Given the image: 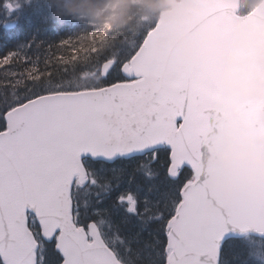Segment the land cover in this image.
I'll list each match as a JSON object with an SVG mask.
<instances>
[{
	"label": "snow or ice",
	"instance_id": "snow-or-ice-1",
	"mask_svg": "<svg viewBox=\"0 0 264 264\" xmlns=\"http://www.w3.org/2000/svg\"><path fill=\"white\" fill-rule=\"evenodd\" d=\"M226 11L227 0L207 9ZM22 23H0V41ZM162 27L93 48L79 78L67 39L0 58V264H264V188L220 201L206 163L228 110L264 140L262 106L219 96L211 45L184 62Z\"/></svg>",
	"mask_w": 264,
	"mask_h": 264
},
{
	"label": "water",
	"instance_id": "water-1",
	"mask_svg": "<svg viewBox=\"0 0 264 264\" xmlns=\"http://www.w3.org/2000/svg\"><path fill=\"white\" fill-rule=\"evenodd\" d=\"M213 3L215 0H166L171 10L160 14L159 40L179 47L184 62L211 45L209 52L217 61V94L240 105H261L254 124L264 129V0L243 18L234 15L238 0H227L226 12L210 16L207 9ZM225 21H230L227 30ZM166 75L172 78L171 72ZM206 163L219 170V175L209 177L208 188L220 201L264 188V140L247 134L235 111H227L226 134ZM258 213L264 216V202Z\"/></svg>",
	"mask_w": 264,
	"mask_h": 264
},
{
	"label": "trees",
	"instance_id": "trees-1",
	"mask_svg": "<svg viewBox=\"0 0 264 264\" xmlns=\"http://www.w3.org/2000/svg\"><path fill=\"white\" fill-rule=\"evenodd\" d=\"M165 0H30L22 6L16 19L22 17L25 23L11 40L0 41V58L8 52L21 50L28 41H41L55 44L68 40L66 52L72 55L76 48L78 63L76 75L91 72L93 48L102 51H115L125 40L154 26L160 12L165 9ZM245 6L257 0H245ZM4 0H0L3 4ZM40 3L39 15L44 23L33 16L31 6ZM5 10V9H3ZM247 7H243L245 13ZM38 51L28 49V54ZM44 59L43 53L40 54ZM60 58V54H56ZM2 75V72H0Z\"/></svg>",
	"mask_w": 264,
	"mask_h": 264
},
{
	"label": "rangeland",
	"instance_id": "rangeland-1",
	"mask_svg": "<svg viewBox=\"0 0 264 264\" xmlns=\"http://www.w3.org/2000/svg\"><path fill=\"white\" fill-rule=\"evenodd\" d=\"M17 3L19 4V7L12 10L10 14L7 13L6 9L5 10L0 9V23H3L5 21H10V20H15L19 9L22 6L29 5L31 2L30 0H17Z\"/></svg>",
	"mask_w": 264,
	"mask_h": 264
}]
</instances>
